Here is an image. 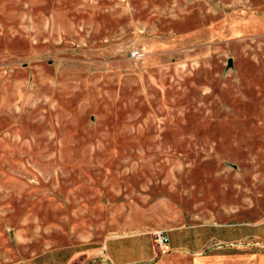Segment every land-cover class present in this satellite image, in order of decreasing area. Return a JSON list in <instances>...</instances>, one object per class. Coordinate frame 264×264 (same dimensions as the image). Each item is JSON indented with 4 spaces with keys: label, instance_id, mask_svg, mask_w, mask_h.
I'll use <instances>...</instances> for the list:
<instances>
[{
    "label": "rangeland",
    "instance_id": "374dc122",
    "mask_svg": "<svg viewBox=\"0 0 264 264\" xmlns=\"http://www.w3.org/2000/svg\"><path fill=\"white\" fill-rule=\"evenodd\" d=\"M263 221L264 0H0V264H263Z\"/></svg>",
    "mask_w": 264,
    "mask_h": 264
},
{
    "label": "crops",
    "instance_id": "0c3cea01",
    "mask_svg": "<svg viewBox=\"0 0 264 264\" xmlns=\"http://www.w3.org/2000/svg\"><path fill=\"white\" fill-rule=\"evenodd\" d=\"M260 223L264 224V221L260 222ZM231 225L233 226V229H232L231 237L228 239V241H234L236 239H241L242 240L245 237H247L246 234L243 232V229H242V226L245 225L244 223L231 224ZM262 241H264V238L262 239ZM262 244L264 245V242H262ZM257 257L259 259L258 263L259 262H263V264H264V253H259Z\"/></svg>",
    "mask_w": 264,
    "mask_h": 264
},
{
    "label": "built area",
    "instance_id": "2783aa9c",
    "mask_svg": "<svg viewBox=\"0 0 264 264\" xmlns=\"http://www.w3.org/2000/svg\"><path fill=\"white\" fill-rule=\"evenodd\" d=\"M130 55L132 56V57H135L136 55H137V51H132L131 53H130ZM153 236H154V239H155V243L156 244H158V245H165L166 243H167V240H168V238H167V236L165 235V234H163V232L162 231H160V230H156V231H154L153 232Z\"/></svg>",
    "mask_w": 264,
    "mask_h": 264
}]
</instances>
